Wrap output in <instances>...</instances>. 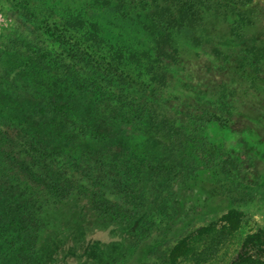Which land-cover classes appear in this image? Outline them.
I'll return each instance as SVG.
<instances>
[{"label": "rangeland", "instance_id": "obj_1", "mask_svg": "<svg viewBox=\"0 0 264 264\" xmlns=\"http://www.w3.org/2000/svg\"><path fill=\"white\" fill-rule=\"evenodd\" d=\"M201 1L196 18L174 31L178 60L160 70L168 78L163 84L148 63L140 60L148 54L131 51L138 45L147 51L149 37L141 40L114 18L96 15L92 0H29L26 7L18 6L16 0H0V71L4 64H19L17 58L2 61L1 57L7 48H13L20 10L35 22L61 30L75 45L84 49L91 45L89 53L106 70L112 69L116 81L124 79L139 93L154 95L156 91L163 102L161 115H174V128L193 135L188 149L177 145L167 149L164 142L147 146L156 136L139 127L132 130L129 141L134 153L164 161L168 169L164 176L171 172L173 195L163 205L173 207L174 215L152 209L148 217L138 215L139 222H129L125 215L100 217L87 205L62 206L44 231L47 240L42 238L34 264H168L180 241L213 226L219 231L199 238L197 256L180 264H233L246 237L264 232L262 4L260 0ZM24 61L21 58V64ZM35 75L44 87L54 86L47 73L36 71ZM1 79L4 91L10 86ZM20 86L12 87V99L0 98V106L8 103L3 107L7 115L8 107L21 104ZM13 118L23 117L13 113ZM167 133L165 129L162 138ZM226 161L243 177L227 174L223 169ZM249 172L258 175V182L245 181ZM145 183L150 184L147 178ZM230 214H236L240 227L224 236V217Z\"/></svg>", "mask_w": 264, "mask_h": 264}, {"label": "trees", "instance_id": "obj_2", "mask_svg": "<svg viewBox=\"0 0 264 264\" xmlns=\"http://www.w3.org/2000/svg\"><path fill=\"white\" fill-rule=\"evenodd\" d=\"M16 1L22 7L29 4V0ZM260 2L263 7L264 0ZM200 3L92 0L90 6L96 15L106 14L119 21L130 35L141 40L149 37L147 51L139 45L131 51L134 55L147 53L146 59L140 60H145L164 84L168 78L160 70L178 60L174 31L196 18ZM19 12L13 29L17 38L1 57L2 61L17 58L19 64H4L0 71L1 81L10 86L4 91L0 88V98L12 99V87L18 84L21 104L8 107L9 115L3 110L8 103L0 106V264H34L42 238L47 240L44 231L53 214L65 205H87L105 218L125 215L129 222H139L138 215L148 217L152 209L174 215L173 207L163 205L173 195L171 172L164 176L168 170L164 161L134 153L129 141L132 130L139 127L156 136L147 146L164 142L167 149L176 145L188 149L193 135L174 128V115H161L163 102L156 91L154 95L139 93L124 79L116 81L112 69L106 70L89 53L91 45L86 49L75 45L61 30ZM93 36L99 41L98 34ZM21 58L26 59L22 64ZM36 71L47 73L54 86L44 87ZM13 113L23 118L14 119ZM165 129L168 133L162 138ZM223 169L234 178L243 177L233 163L224 162ZM145 170H150L147 175ZM145 177L150 184L144 185ZM244 179L253 184L259 177L249 172ZM235 215L224 217V236L239 229ZM217 231L215 226L209 227L180 241L168 264L196 257L199 238ZM233 264H264V232L246 237Z\"/></svg>", "mask_w": 264, "mask_h": 264}, {"label": "flooded vegetation", "instance_id": "obj_3", "mask_svg": "<svg viewBox=\"0 0 264 264\" xmlns=\"http://www.w3.org/2000/svg\"><path fill=\"white\" fill-rule=\"evenodd\" d=\"M263 13H264V6L262 7Z\"/></svg>", "mask_w": 264, "mask_h": 264}]
</instances>
